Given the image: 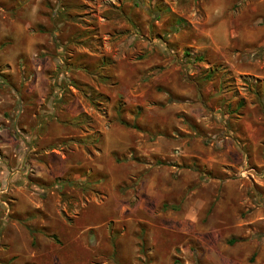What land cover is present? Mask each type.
I'll use <instances>...</instances> for the list:
<instances>
[{
    "label": "rangeland",
    "instance_id": "374dc122",
    "mask_svg": "<svg viewBox=\"0 0 264 264\" xmlns=\"http://www.w3.org/2000/svg\"><path fill=\"white\" fill-rule=\"evenodd\" d=\"M82 3L86 12L112 5L113 24L124 18L130 21L122 32L113 28L109 40L102 35L92 44L93 50L110 52L132 69H137L132 60L157 66L143 75L144 83L132 80L118 86L128 91L118 101L123 109L135 103L137 117L143 116L144 134L129 135L128 157L119 158L129 173L114 184L100 176L90 188L76 185L62 190L64 244L47 260L52 264H256L257 254L252 252L264 246V80L236 77L214 64L213 86L226 99L211 96L204 65L185 55L194 57L198 52L176 41L186 36L181 29L188 20L201 16L196 9L192 16L186 0H177L174 11L159 0ZM191 79L198 84L199 96L192 93ZM235 100H243L241 109L235 108ZM95 111L98 119L113 115L105 101ZM230 129L245 136L239 137L242 158L224 151ZM148 176L155 180L151 199L161 203L154 205V218L141 207V186ZM186 213L193 217H184ZM35 258L37 264L45 260L40 255Z\"/></svg>",
    "mask_w": 264,
    "mask_h": 264
},
{
    "label": "crops",
    "instance_id": "0c3cea01",
    "mask_svg": "<svg viewBox=\"0 0 264 264\" xmlns=\"http://www.w3.org/2000/svg\"><path fill=\"white\" fill-rule=\"evenodd\" d=\"M91 1L0 0V264H37L38 255L45 259L43 264H49L48 255L64 244L62 190L76 185L90 188L100 176L113 184L122 181L129 172L119 158L128 157L129 135L144 134L115 119L118 101L128 92L118 86L132 80L144 83L143 75L157 65L132 60L137 66L132 69L110 52L93 50L92 44L102 35L109 40L113 28L122 32L130 21L124 18L113 24L112 5L86 12L82 2ZM186 1L192 16L195 9L201 16L189 19L181 29L186 36L176 41L203 56L204 74L217 64L236 77L264 80V0ZM176 2L159 0L173 11ZM103 57L116 63L114 84L107 85L94 72L97 59ZM213 82L209 80L211 96L225 100L226 94L221 96ZM190 84L192 93L199 96L197 82L191 79ZM84 85L102 93L103 101L91 102L87 98L91 88ZM104 101L113 112L105 120L94 114ZM135 105L127 103L125 112L132 119ZM142 119L136 118L139 126ZM96 132L101 134L98 145ZM229 133L226 155L242 158L239 137L245 136L237 130ZM150 176L141 186V207L154 218L155 207L161 203L151 199L155 180ZM184 217L193 216L186 213ZM55 221L61 224L54 225ZM254 251L256 264H264V246Z\"/></svg>",
    "mask_w": 264,
    "mask_h": 264
},
{
    "label": "trees",
    "instance_id": "16d2710c",
    "mask_svg": "<svg viewBox=\"0 0 264 264\" xmlns=\"http://www.w3.org/2000/svg\"><path fill=\"white\" fill-rule=\"evenodd\" d=\"M185 55L190 57L192 60H198V61H203V56L201 55H197V56H190L189 53L185 52ZM95 68H94V72H96L97 76L99 79H101V77H103V79H105L107 82H109L108 84H114L115 83V80H114V76H113V69H114V63L113 61H110L109 59H107L106 57H103L101 59H97L96 61V64H95ZM223 68V67H222ZM215 69L214 67L210 68L209 69V72H207L206 74L203 75V78L206 79V80H212L211 78L213 77L214 75V72ZM109 72V74H108ZM93 74V72H92ZM258 81V80H256ZM84 87L86 88H91V92H90V95L87 96V98L93 102L95 99L97 100V103L98 101H100L98 98H102L104 99V96L102 93H100L98 90H94L92 87H89L87 85H84ZM81 90L84 91V93H86L87 91H85L83 88H80ZM262 94H263V97H264V86H263V89H262ZM262 97V96H261ZM243 100H239L238 102H236V107H239L240 109L243 107ZM229 105V104H228ZM126 112L125 109H123V106H121L120 104L118 105V107L116 108V118L122 123V124H125L127 126H131L133 128H136V129H141L140 126L137 124V115H138V112L136 113L135 115V118H134V121L131 122L129 120H127L125 117H124V113ZM85 115H82L80 116L79 118H83ZM193 128V127H192ZM197 130V129H196ZM98 133V132H97ZM98 136L100 138L101 134L98 133ZM98 138V139H99Z\"/></svg>",
    "mask_w": 264,
    "mask_h": 264
}]
</instances>
